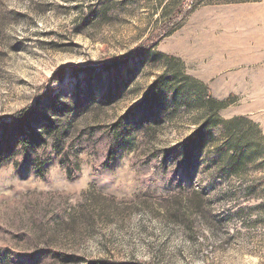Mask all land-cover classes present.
I'll return each mask as SVG.
<instances>
[{"label": "rangeland", "instance_id": "obj_1", "mask_svg": "<svg viewBox=\"0 0 264 264\" xmlns=\"http://www.w3.org/2000/svg\"><path fill=\"white\" fill-rule=\"evenodd\" d=\"M155 52L264 136V0H0V142L28 107L68 133L41 172L0 163V264H264L263 156L231 164L222 124L199 138L202 102Z\"/></svg>", "mask_w": 264, "mask_h": 264}, {"label": "trees", "instance_id": "obj_2", "mask_svg": "<svg viewBox=\"0 0 264 264\" xmlns=\"http://www.w3.org/2000/svg\"><path fill=\"white\" fill-rule=\"evenodd\" d=\"M183 9L180 10V14L183 15ZM186 10V9H185ZM188 11V10H187ZM186 11V12H187ZM186 14V13H184ZM153 44L151 41L143 42V47L139 48L137 51V56H140L143 52L146 53L148 50L150 51V47ZM147 47L144 49V47ZM144 49V50H143ZM143 50V51H142ZM151 55H161L167 60V72L172 76V81L176 82V92H182L186 99L190 98L193 94L199 99L202 109L203 121L200 126L197 128L196 132L199 134V138L203 136V128L204 126L222 124L225 129V133L223 135L226 139L227 149L231 152L228 154V158L231 164H243L246 160L251 158L255 152L261 153L264 158V136L261 133V130L257 128V125L254 121L247 117L243 116H234L231 118H222L219 110L226 106L228 101L217 100L215 99L208 91L204 92V84L198 80L197 78L186 74L181 68L180 65L175 64L179 60L173 55H166L162 53H156ZM110 64V63H109ZM106 64V67L109 66ZM73 70L77 72L81 67L72 66ZM64 74V68L59 69V76L57 78H61ZM168 76L165 75L159 76L153 82L149 92L146 94L145 100L149 101L146 107H142L141 105L137 108L138 111L146 110L150 111L154 104L158 103L161 98V92L163 88L165 89L168 86L167 82ZM114 94L112 92H108L104 95L103 99L105 102L109 103ZM181 100H178L177 97H173L172 101L175 104H178ZM90 103V101H88ZM37 107H28L23 108L17 113H14L11 116L10 123L7 124V128H9L10 133H4L2 137V141L0 142V163L10 158H13L16 154L22 153L24 154L25 159H27L33 166L39 171H43V159H39L38 156L32 155L37 152L42 146L45 145L46 136H53L52 147L55 149H59L62 144L63 138L68 134L65 133L64 129H60V125L56 123L57 121L45 120L40 121L39 114L36 115ZM53 110V109H52ZM55 110V111H54ZM53 112L57 114L56 109ZM151 112V111H150ZM155 112H151L150 115H155ZM130 116H126V123L129 119H134L137 116V113L129 114ZM142 116V115H141ZM138 117V116H137ZM129 118V119H128ZM145 119V118H144ZM42 120V119H41ZM41 123V126L38 124ZM241 123H245L246 127H241ZM37 126H39L38 131H36ZM13 127V129H12ZM253 129L256 130V133H247V131L252 132ZM13 131V133H11ZM122 134L119 133L115 140H118V136ZM246 148V150L244 149ZM111 149L107 155V162H110L115 157V152ZM32 155V156H31ZM62 162H65V157L61 158ZM18 163V161H17ZM194 193L197 194L200 198L202 195L198 190H194ZM97 264H106L102 262H98Z\"/></svg>", "mask_w": 264, "mask_h": 264}]
</instances>
